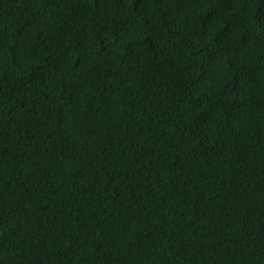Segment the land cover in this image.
Segmentation results:
<instances>
[{
  "label": "trees",
  "instance_id": "trees-1",
  "mask_svg": "<svg viewBox=\"0 0 264 264\" xmlns=\"http://www.w3.org/2000/svg\"><path fill=\"white\" fill-rule=\"evenodd\" d=\"M0 264H264V0H0Z\"/></svg>",
  "mask_w": 264,
  "mask_h": 264
}]
</instances>
